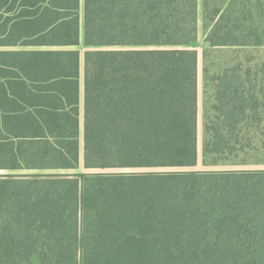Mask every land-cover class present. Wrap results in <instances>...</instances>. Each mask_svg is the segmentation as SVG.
Segmentation results:
<instances>
[{
  "label": "trees",
  "instance_id": "trees-1",
  "mask_svg": "<svg viewBox=\"0 0 264 264\" xmlns=\"http://www.w3.org/2000/svg\"><path fill=\"white\" fill-rule=\"evenodd\" d=\"M0 171V264H264V0H0Z\"/></svg>",
  "mask_w": 264,
  "mask_h": 264
},
{
  "label": "rangeland",
  "instance_id": "rangeland-1",
  "mask_svg": "<svg viewBox=\"0 0 264 264\" xmlns=\"http://www.w3.org/2000/svg\"><path fill=\"white\" fill-rule=\"evenodd\" d=\"M200 12H201V0H200ZM82 13V10H81ZM206 45V42L204 40V31L202 29V24H201V19H200V24H199V36H198V41L196 43V49L199 52V61H198V77H199V104H198V146L199 150L202 145V136H203V130H202V123H203V80H202V57H201V52L204 46ZM80 48L82 49L83 46L81 44ZM194 169L197 170H202V169H217V168H226V167H211V166H205L202 165L200 162L197 164V166L193 167ZM165 170V169H163ZM2 172V171H0Z\"/></svg>",
  "mask_w": 264,
  "mask_h": 264
}]
</instances>
